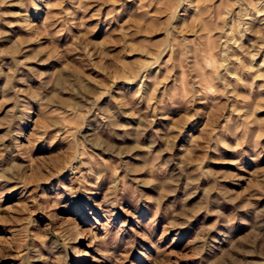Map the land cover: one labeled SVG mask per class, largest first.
<instances>
[{
    "label": "rangeland",
    "instance_id": "374dc122",
    "mask_svg": "<svg viewBox=\"0 0 264 264\" xmlns=\"http://www.w3.org/2000/svg\"><path fill=\"white\" fill-rule=\"evenodd\" d=\"M0 264H264V0H0Z\"/></svg>",
    "mask_w": 264,
    "mask_h": 264
}]
</instances>
